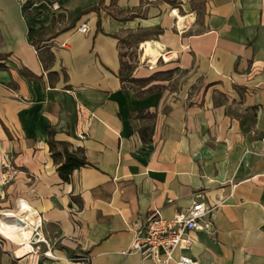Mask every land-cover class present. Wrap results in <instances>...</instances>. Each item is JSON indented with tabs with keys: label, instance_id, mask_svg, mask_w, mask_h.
Masks as SVG:
<instances>
[{
	"label": "crops",
	"instance_id": "obj_1",
	"mask_svg": "<svg viewBox=\"0 0 264 264\" xmlns=\"http://www.w3.org/2000/svg\"><path fill=\"white\" fill-rule=\"evenodd\" d=\"M98 2L0 0V162L19 170L0 199L35 212L53 255L34 253L30 264H157L128 251L130 228L153 209L171 219L194 199L216 206L215 231L193 232L174 258L264 264V0H104L97 29V13H81ZM54 18L38 55L37 35ZM138 30L150 37L131 43L135 60L124 36ZM120 59L135 78L173 74L136 97L120 82ZM77 103L92 114L85 139ZM49 129L88 162L67 182ZM80 255L89 260L72 259Z\"/></svg>",
	"mask_w": 264,
	"mask_h": 264
},
{
	"label": "built area",
	"instance_id": "obj_2",
	"mask_svg": "<svg viewBox=\"0 0 264 264\" xmlns=\"http://www.w3.org/2000/svg\"><path fill=\"white\" fill-rule=\"evenodd\" d=\"M78 30L85 33L88 31L86 23L80 24ZM76 132L80 139L88 136V127L92 114H86L80 104H76ZM0 185L9 184L17 175L19 170L10 164L8 157L4 156L0 162ZM194 199V198H193ZM22 201V200H20ZM216 206H208L203 201L192 200V204L187 210L176 214L173 218L167 219L161 215L159 209H153L142 221L133 225L130 230L132 239L128 251L137 252L143 260H152L157 264H167L175 259L176 264H196L188 255L181 253L174 258L176 250H189L193 245L192 233L195 231H205L214 233L213 212ZM35 239L32 251L43 257H53L51 245L43 237L41 221L34 228ZM38 241L39 246H36ZM45 250H41V245ZM76 260L87 262L88 255H80ZM32 259L29 258L28 263Z\"/></svg>",
	"mask_w": 264,
	"mask_h": 264
},
{
	"label": "trees",
	"instance_id": "obj_3",
	"mask_svg": "<svg viewBox=\"0 0 264 264\" xmlns=\"http://www.w3.org/2000/svg\"><path fill=\"white\" fill-rule=\"evenodd\" d=\"M116 0H111V5H115ZM170 2V1H169ZM104 0H99L98 4L96 6L90 7L85 9L81 14L89 13L91 11H94L97 13V29L100 27V18H99V11L100 8H103ZM56 19L54 18L51 22V24L44 29L42 32H40L37 35L36 41L34 42V46L36 48V51L38 55L41 52V48L39 46V43L41 41V38L44 34H46L49 30H51L52 26L54 25ZM147 37H150V34L139 32H128L125 39H128L129 41H126L128 46H131V43L133 41L135 42H141ZM123 57V54L120 55ZM53 56L51 53L46 54V63L44 62V66L49 62H52ZM44 61V60H43ZM134 70V65L120 59V68L118 72V77L120 79V82L122 83L123 87H129L134 95L136 97H143L145 95H148L154 91L156 86H148L151 82L157 81V80H166L169 79L173 72L172 70L167 71H157L149 75L148 77L144 78H135L132 76ZM23 74L26 76L31 77L32 74L29 72L23 71ZM139 117H145L148 119L152 118V115L150 114H144L142 115L140 112L137 114ZM150 130L147 127H142L139 130L140 138L143 142H149L150 141ZM54 131L52 129L48 130V146L49 151L51 154V157L53 159V163L56 165V171L61 178L62 181H69L70 176L72 175L73 171L76 169H79L81 167H84L88 165V162L86 161L84 151L81 148H75L70 149L69 145L64 142H58L54 139ZM1 254V253H0ZM78 256L73 257L72 259L76 260ZM79 261V260H78Z\"/></svg>",
	"mask_w": 264,
	"mask_h": 264
},
{
	"label": "bare ground",
	"instance_id": "obj_4",
	"mask_svg": "<svg viewBox=\"0 0 264 264\" xmlns=\"http://www.w3.org/2000/svg\"><path fill=\"white\" fill-rule=\"evenodd\" d=\"M143 46L145 56L155 60L154 58L158 54L157 47L155 48L150 41L145 42ZM34 213L25 205L19 206L12 212H0V235L15 244L23 243L15 250V256L18 258H22L35 249L30 239L40 219ZM36 246H39L38 241L36 242Z\"/></svg>",
	"mask_w": 264,
	"mask_h": 264
},
{
	"label": "rangeland",
	"instance_id": "obj_5",
	"mask_svg": "<svg viewBox=\"0 0 264 264\" xmlns=\"http://www.w3.org/2000/svg\"><path fill=\"white\" fill-rule=\"evenodd\" d=\"M124 38H126V36H124ZM128 40V39H127ZM124 52L125 54H128L129 58L132 59V55L133 57L138 56L139 54V47L136 46L135 48L132 46H128V44L126 43V41H124ZM132 45V44H131ZM132 47V48H131ZM135 54V55H134ZM142 54V51H140V56ZM19 200L17 202H10L8 204H2V199H0V212H6V211H15L19 204H18ZM34 239H35V232L33 233L32 238L30 239V242L33 244L34 243ZM21 244H15L14 242H12L11 240L3 237L0 235V253L1 256L3 258V262L5 264H30L28 263L29 257H31V255H34V252H29L27 253L25 256H23L22 258H18L15 256V250L17 248H19ZM34 245V244H33ZM45 248L44 244L41 245V250H43V248Z\"/></svg>",
	"mask_w": 264,
	"mask_h": 264
}]
</instances>
